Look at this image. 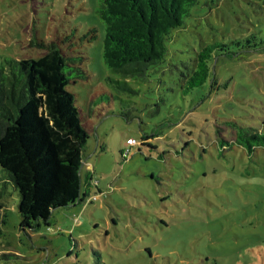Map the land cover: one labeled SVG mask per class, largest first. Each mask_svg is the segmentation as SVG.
Instances as JSON below:
<instances>
[{
	"label": "rangeland",
	"instance_id": "1",
	"mask_svg": "<svg viewBox=\"0 0 264 264\" xmlns=\"http://www.w3.org/2000/svg\"><path fill=\"white\" fill-rule=\"evenodd\" d=\"M99 3L0 0L1 55L36 58L53 41L80 58L87 76L68 87L89 132L86 194L49 224L21 227L10 186L0 264H264V145L249 153L231 122L264 131V0H199L132 92L108 79L119 75L102 56ZM213 40L230 52H214L206 81L185 92L189 56Z\"/></svg>",
	"mask_w": 264,
	"mask_h": 264
},
{
	"label": "trees",
	"instance_id": "2",
	"mask_svg": "<svg viewBox=\"0 0 264 264\" xmlns=\"http://www.w3.org/2000/svg\"><path fill=\"white\" fill-rule=\"evenodd\" d=\"M198 1L100 0L97 10L105 23L102 56L119 75L108 77L116 89L132 92L131 79L142 84L153 78L154 69L166 62L173 32L186 23ZM214 52L228 54V42H206L189 56V69L178 79L185 92L206 81ZM79 59L53 41L36 58L0 54V207L8 203L12 185L19 194L24 229L37 228L42 221L49 224L54 209L75 204L86 194L81 167L89 132L68 87L87 76ZM231 122L236 141L249 153L264 145V131Z\"/></svg>",
	"mask_w": 264,
	"mask_h": 264
},
{
	"label": "built area",
	"instance_id": "3",
	"mask_svg": "<svg viewBox=\"0 0 264 264\" xmlns=\"http://www.w3.org/2000/svg\"><path fill=\"white\" fill-rule=\"evenodd\" d=\"M127 143L130 145H134V144L138 143V141H137V139H135L133 137H129V138H127ZM128 151H129V149H127L126 153H128Z\"/></svg>",
	"mask_w": 264,
	"mask_h": 264
}]
</instances>
